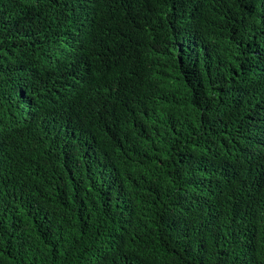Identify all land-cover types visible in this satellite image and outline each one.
Instances as JSON below:
<instances>
[{
    "label": "trees",
    "instance_id": "16d2710c",
    "mask_svg": "<svg viewBox=\"0 0 264 264\" xmlns=\"http://www.w3.org/2000/svg\"><path fill=\"white\" fill-rule=\"evenodd\" d=\"M0 264H264V0H0Z\"/></svg>",
    "mask_w": 264,
    "mask_h": 264
}]
</instances>
